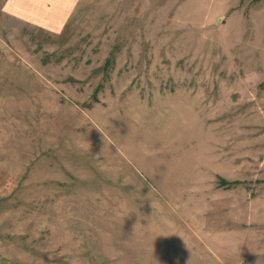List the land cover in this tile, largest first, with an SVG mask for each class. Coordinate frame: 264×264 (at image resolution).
Masks as SVG:
<instances>
[{"label":"rangeland","instance_id":"374dc122","mask_svg":"<svg viewBox=\"0 0 264 264\" xmlns=\"http://www.w3.org/2000/svg\"><path fill=\"white\" fill-rule=\"evenodd\" d=\"M237 2L81 0L54 32L0 0V264H264V66L214 20Z\"/></svg>","mask_w":264,"mask_h":264},{"label":"crops","instance_id":"0c3cea01","mask_svg":"<svg viewBox=\"0 0 264 264\" xmlns=\"http://www.w3.org/2000/svg\"><path fill=\"white\" fill-rule=\"evenodd\" d=\"M81 0H4L3 8L13 17L23 20L31 25L50 31H60L70 20L73 12ZM236 6L237 11L229 18L224 19L223 13L215 16L214 20L221 17L219 28L231 30L234 37L230 39V47L234 49L240 41L246 47V56L259 59L264 66V0H248L244 7ZM233 42H235L233 44ZM262 54L259 57L258 52ZM254 62V61H253ZM235 254H240L236 252ZM236 262L224 261L222 257L192 258L187 264H235ZM250 264H256L250 260Z\"/></svg>","mask_w":264,"mask_h":264},{"label":"trees","instance_id":"16d2710c","mask_svg":"<svg viewBox=\"0 0 264 264\" xmlns=\"http://www.w3.org/2000/svg\"><path fill=\"white\" fill-rule=\"evenodd\" d=\"M255 1H259V0H255ZM109 62H108V64L105 66V68H108V66H109ZM238 182V181H237ZM228 184H236V182L235 181H233V182H231V181H227L225 178H221L220 179V182H219V185L220 186H225V185H228Z\"/></svg>","mask_w":264,"mask_h":264},{"label":"water","instance_id":"95a60500","mask_svg":"<svg viewBox=\"0 0 264 264\" xmlns=\"http://www.w3.org/2000/svg\"><path fill=\"white\" fill-rule=\"evenodd\" d=\"M219 20V19H218Z\"/></svg>","mask_w":264,"mask_h":264}]
</instances>
